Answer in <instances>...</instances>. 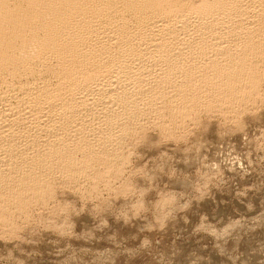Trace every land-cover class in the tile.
Returning <instances> with one entry per match:
<instances>
[{"label":"bare ground","instance_id":"bare-ground-1","mask_svg":"<svg viewBox=\"0 0 264 264\" xmlns=\"http://www.w3.org/2000/svg\"><path fill=\"white\" fill-rule=\"evenodd\" d=\"M257 57L264 0H0V192L74 180L175 94L231 106L256 86ZM36 186L29 199L53 188Z\"/></svg>","mask_w":264,"mask_h":264},{"label":"rangeland","instance_id":"rangeland-1","mask_svg":"<svg viewBox=\"0 0 264 264\" xmlns=\"http://www.w3.org/2000/svg\"><path fill=\"white\" fill-rule=\"evenodd\" d=\"M263 59L252 62L256 86L231 106H185L189 89L158 102L161 113L129 119L105 146L111 155H95L74 180L40 179L27 194L13 179L17 188L0 192V264H264ZM40 182L53 188L30 200Z\"/></svg>","mask_w":264,"mask_h":264}]
</instances>
